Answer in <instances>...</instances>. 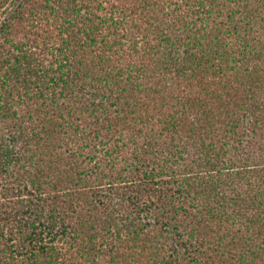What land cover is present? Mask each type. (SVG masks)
I'll use <instances>...</instances> for the list:
<instances>
[{
    "label": "trees",
    "instance_id": "trees-1",
    "mask_svg": "<svg viewBox=\"0 0 264 264\" xmlns=\"http://www.w3.org/2000/svg\"><path fill=\"white\" fill-rule=\"evenodd\" d=\"M10 3L0 264H264V0Z\"/></svg>",
    "mask_w": 264,
    "mask_h": 264
},
{
    "label": "rangeland",
    "instance_id": "rangeland-1",
    "mask_svg": "<svg viewBox=\"0 0 264 264\" xmlns=\"http://www.w3.org/2000/svg\"><path fill=\"white\" fill-rule=\"evenodd\" d=\"M1 4H3V8H8L9 7V4L11 5L10 0H7L4 3H1ZM0 10L1 11H5L6 9H0Z\"/></svg>",
    "mask_w": 264,
    "mask_h": 264
}]
</instances>
